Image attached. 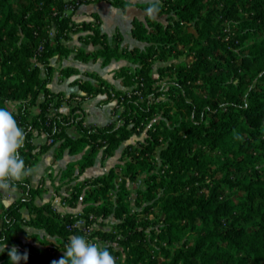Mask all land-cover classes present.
<instances>
[{"label":"trees","instance_id":"obj_1","mask_svg":"<svg viewBox=\"0 0 264 264\" xmlns=\"http://www.w3.org/2000/svg\"><path fill=\"white\" fill-rule=\"evenodd\" d=\"M161 2L157 19L132 20L130 35L145 46L128 48L118 33L109 43L95 14L92 22H72L66 8L77 0H0V107L12 111L26 132L20 150L26 167L58 144L54 159L64 151L81 155L62 173L68 177L75 170L79 177L99 152L110 158L137 129L146 134L138 147H124L118 159L127 160L123 168L77 181L62 198L70 208L85 205L80 216L50 202L36 205L43 190L31 188L28 178L17 182L21 197L0 211V244L7 245L0 264H9L13 246L25 253L18 239L24 226L44 231L42 239L29 238L54 253L64 251L72 235H83L104 244L117 264H264V0ZM110 3L121 11L130 6L124 0ZM82 32L78 40L94 51L64 44ZM71 53L81 62L102 58L103 66L128 61L114 78L132 88L130 94L95 73H85L93 84L76 82L81 96L51 92L55 73L78 74L73 67L51 65L52 58ZM185 54L190 62L170 61ZM156 63L164 64L156 68L157 78ZM110 92L121 99L122 124L86 126L81 104L71 100L106 94L109 102ZM63 103L69 111L53 114ZM69 129L78 136L71 138ZM41 135L47 142L34 145ZM120 168L124 177L118 184ZM141 173L146 188L135 191L131 208L126 180ZM79 219L88 227L96 219L102 226L110 219L116 223L86 235L73 228ZM50 262L39 252L20 264Z\"/></svg>","mask_w":264,"mask_h":264},{"label":"crops","instance_id":"obj_2","mask_svg":"<svg viewBox=\"0 0 264 264\" xmlns=\"http://www.w3.org/2000/svg\"><path fill=\"white\" fill-rule=\"evenodd\" d=\"M66 2L72 0H64ZM129 3L125 11L114 7L110 0H77V6L73 12L71 21L74 23H83V22H92L94 21L93 14L97 15L100 20V29L104 32L109 43H113L112 39L116 33L120 34L122 37L121 46H127L128 48L138 47L143 48V43H140L134 40L130 35L131 22L134 18L143 19L145 16L142 15L143 10L146 7H140L139 5L145 4L142 0H124ZM86 35V33H77L73 35L71 40L64 43L68 48H81L86 52H92L96 48L91 45H85L78 40L79 36ZM74 53L69 54L68 56L58 58L54 57L51 59L52 66L57 70L59 68L73 67L78 70V74L72 75L70 77H60L58 73H55L52 77V80L48 86L49 90L54 93H63L66 97L69 95H83L80 91L78 80L90 81L92 84L94 80L91 77L85 75V73H95L107 83L112 85L116 90L122 88L120 79L114 78V72L124 65L122 60H112L107 65H102V58L97 59L96 61L81 62L74 58ZM103 100V95H98L96 97H91L85 99L82 102V111L84 116V123L86 126L90 127H103L111 123V114L115 107L114 103H99ZM68 135L71 138H76L74 129H69L67 131ZM46 143V139L43 136L36 137L33 140L34 145H40ZM121 145L119 149L114 153V155L106 160V162H111L114 158H119L121 151L123 149ZM58 145L55 144L47 152L42 154L39 158V161L35 166L31 167L33 169L32 174L28 176V181L31 188H37L43 190V192L38 196L34 203L38 206L45 203H52V205L60 209L58 203V197L54 196L53 200L45 201V198L51 197V186L47 179V172L51 171L55 175L63 172L66 169L67 164L74 163L81 158V155L70 156L67 151H64L63 154L54 159V153ZM99 157V156H98ZM98 157H96L94 164L91 168L87 169L81 176L80 180L92 178L93 170L97 166ZM113 167V166H112ZM111 168V167H110ZM109 168V170H110ZM106 174V173H105ZM77 175V173H75ZM104 175V173L102 174ZM22 181V180H21ZM21 197V192L16 189L14 192L10 190L0 189V211L7 208L12 202L18 200ZM22 216L25 219H28V214L25 210H22ZM25 234H20L18 239L21 242L22 247L27 244L33 247L38 246L42 248L41 244L29 238L32 235H37L40 239L46 237V234L42 230H36L32 227L24 226ZM24 244V245H23ZM21 249V248H20ZM23 251V250H22Z\"/></svg>","mask_w":264,"mask_h":264},{"label":"clouds","instance_id":"obj_3","mask_svg":"<svg viewBox=\"0 0 264 264\" xmlns=\"http://www.w3.org/2000/svg\"><path fill=\"white\" fill-rule=\"evenodd\" d=\"M147 4L142 15L157 19L162 8L161 0H142ZM26 132L21 128L13 112L0 107V189L16 190V183L32 174L26 167L20 150L24 147ZM6 241L0 244V254L6 249ZM63 256L52 264H117L116 258L107 247L98 242H90L83 235H72L64 245ZM9 264L27 261L28 254L21 255L16 246L8 251Z\"/></svg>","mask_w":264,"mask_h":264},{"label":"rangeland","instance_id":"obj_4","mask_svg":"<svg viewBox=\"0 0 264 264\" xmlns=\"http://www.w3.org/2000/svg\"><path fill=\"white\" fill-rule=\"evenodd\" d=\"M162 20V19H160ZM73 35H76V34H71L70 36V39L72 38ZM50 36L52 37L53 36V33L52 31L50 30ZM67 40V41H69ZM67 41H64V43H66ZM145 45L143 44V47ZM187 60V61H191L192 58L190 55L188 54H185V56H182L178 59H175V60H170V61H174L175 63H179V62H182L184 60ZM124 61V65L126 66H130V63L126 60H122ZM51 62V60H50ZM52 65V64H51ZM164 64L162 63H156L154 65V69H153V77L157 78V73H156V68L158 66H162ZM116 72V71H115ZM114 72V73H115ZM157 86H161L163 87L164 86V82L162 81H159L157 83ZM132 88H127V87H124L122 86V88L120 89V91H124V92H127L128 94H130ZM136 95V94H135ZM137 95H139V93H137ZM106 97L107 95L106 94H103V100H101L99 103H109V102H112L114 103L115 107L112 111V114H111V123H114L116 125V127L120 126L122 124V120L119 119V115L122 111V104H121V99L115 95L113 92H110V99H109V102H104L106 100ZM85 99H88V98H84V99H80L79 97L75 98V99H72L71 102L72 104H74L75 102H79L81 104V107H82V102L85 100ZM162 99V97H161ZM42 98L40 97L39 98V101H41ZM139 100H142V99H139ZM14 107V106H13ZM70 107L68 106L67 103H63L61 105V107L59 109H54L53 110V114L54 113H63V114H66L68 111H69ZM149 127V124L147 125V128ZM43 137H45L44 135H41ZM146 138V134H145V130L144 131H140L139 129H137V133L134 134L128 142H124L122 143L121 145H123V149L124 147H126V145L128 144H131L133 145L134 147H138L137 143L138 142H143ZM46 139V138H45ZM47 142V140H46ZM49 142V141H48ZM58 145V144H57ZM122 149V150H123ZM122 152V151H121ZM121 155V154H120ZM99 156V157H98ZM98 164L97 166L94 168L93 170V174H92V177H96V176H100L102 175L103 173H108L109 171V168H113L115 167L116 165H120L122 168L124 167V164H125V161H122V162H119L117 158H114L113 160H109V162H106V160L108 159H102V152H99L98 155ZM113 166V167H112ZM110 168V169H111ZM62 173L64 172H61V173H58V174H54L53 172L51 171H48L46 175L47 176V179H48V182L50 183V186H51V197L49 198V196H47L48 198H45L46 202L47 201H50V200H53L54 196H57L58 197V203H59V206H60V211L62 213H72L74 215H77V216H80L81 214H83V208L85 207V205L81 204L80 202L77 203V206L75 208H70L67 203L63 202L62 198L63 197H67L70 193H71V188L77 183V181H81L79 179V177H77L75 175L76 171H72V174L69 175L68 177H65ZM124 177V173L123 171L119 170V176H118V184H121L122 183V180L121 178ZM144 179H145V174L144 173H141L139 177H137V179L135 181H131V180H126V189L127 191L129 192V201H130V207L131 208H134V199H135V191L137 189H145L146 186H145V183H144ZM92 217L91 215L89 216V218ZM93 218V217H92ZM79 220H82L85 222V219H79ZM106 225L105 226H102L101 225V220L100 219H96L94 221V223H92L91 225H89V227L94 230V229H98V228H103V229H107L109 230L110 229V226L115 224L116 221L114 219H110L108 221L105 222ZM91 230V232H92ZM90 232V233H91ZM89 233V234H90ZM87 234V235H89ZM95 241V240H94ZM90 242H93V241H90ZM101 244V243H100ZM24 245V244H23ZM104 245V244H102ZM42 248H38V246L36 247H33L31 245H27L25 244L23 247H21L20 250H23L24 252H27L28 254H31V255H38L39 252L41 253V255L44 257V256H47V257H50L51 259V264L52 262L55 260V261H58L62 256H63V250L57 252V253H54L52 251L51 248H49V246L47 245H41ZM39 251V252H37ZM123 259V258H122Z\"/></svg>","mask_w":264,"mask_h":264},{"label":"built area","instance_id":"obj_5","mask_svg":"<svg viewBox=\"0 0 264 264\" xmlns=\"http://www.w3.org/2000/svg\"><path fill=\"white\" fill-rule=\"evenodd\" d=\"M77 3L75 4H69L66 8V15H70L71 13H73L76 9ZM137 95V93H134ZM53 112V111H52ZM50 143V141H49ZM89 220H93L92 217L89 218ZM73 228H77L79 230H82L84 232V234H89L91 232V228L86 226V222L82 221V220H77L76 223L73 225Z\"/></svg>","mask_w":264,"mask_h":264}]
</instances>
